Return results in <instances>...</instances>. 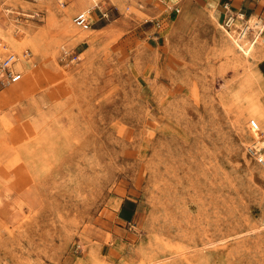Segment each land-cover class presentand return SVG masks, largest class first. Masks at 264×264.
<instances>
[{"label":"rangeland","instance_id":"1","mask_svg":"<svg viewBox=\"0 0 264 264\" xmlns=\"http://www.w3.org/2000/svg\"><path fill=\"white\" fill-rule=\"evenodd\" d=\"M96 1L82 30L89 0H0L23 72L0 82V264H264L254 45L186 0ZM124 195L134 256L105 222Z\"/></svg>","mask_w":264,"mask_h":264},{"label":"crops","instance_id":"2","mask_svg":"<svg viewBox=\"0 0 264 264\" xmlns=\"http://www.w3.org/2000/svg\"><path fill=\"white\" fill-rule=\"evenodd\" d=\"M89 1L91 3L89 8H98L97 10L102 13L103 10L98 1ZM186 2L194 6H201L209 9L211 12L217 14L221 22H224L231 15L237 16V29L242 28L249 22L252 25V29L243 42L248 46L254 45L252 53H254L257 61V71L258 74L264 78V0H186ZM226 3L230 4L229 10L224 8ZM165 5L167 6V3H165ZM239 15H242V17ZM149 29H151V27L148 28L146 32L149 31ZM261 144L260 146H262ZM262 147L264 151V146ZM139 209L140 204L138 200L129 195L116 197L115 203L110 206V215L105 222L108 228L107 233L114 237L116 243L119 244L118 249L116 248L118 253L120 251L121 254L124 252L130 256L138 255L137 251L130 245L134 242L132 238L137 230L136 224L138 221Z\"/></svg>","mask_w":264,"mask_h":264},{"label":"built area","instance_id":"3","mask_svg":"<svg viewBox=\"0 0 264 264\" xmlns=\"http://www.w3.org/2000/svg\"><path fill=\"white\" fill-rule=\"evenodd\" d=\"M92 1H96V0H92ZM224 8L226 10H229L230 4L226 3L224 5ZM92 11H96V8L89 11L87 10L82 11L76 14L73 18L74 25L82 30H90L92 28V22L90 21V18L92 16ZM180 11L181 10L179 8H176V12H180ZM239 16L242 17V15ZM236 21H237V16L231 15L223 22L222 26L226 31L232 30L236 32V39L241 41L242 39H245V37L249 34V32L252 29V26L248 22L242 28L237 29ZM156 24L158 27H161V23L157 22ZM65 55H68V51H65ZM29 56H30V52L27 50L24 53L23 57H29ZM19 60H21V56H19L14 51H9L7 55L0 61V82L3 85L18 83L23 79V72L19 70V68L16 65ZM252 124L254 126V123ZM259 147H260L259 143L255 142L254 144L247 147V153L252 158H254L260 165L264 166V152L261 151V148Z\"/></svg>","mask_w":264,"mask_h":264},{"label":"bare ground","instance_id":"4","mask_svg":"<svg viewBox=\"0 0 264 264\" xmlns=\"http://www.w3.org/2000/svg\"><path fill=\"white\" fill-rule=\"evenodd\" d=\"M249 24H250V23H249ZM251 26H252V25H251ZM227 32H228V33L230 34V36L232 37V34H233V33H230V31H229V30H227ZM243 40H245V39H242L241 41H243ZM241 41H240V40H237V42H239V43H240ZM235 42H236V41H235ZM240 45H241V43H240ZM241 47H243V48H244V46H243V45H241ZM248 52H251V49H250V50L248 49ZM19 62H20V60L17 62V64H16V65H18V63H19ZM13 84H14V83H13Z\"/></svg>","mask_w":264,"mask_h":264}]
</instances>
